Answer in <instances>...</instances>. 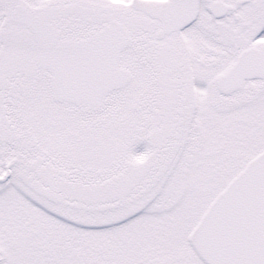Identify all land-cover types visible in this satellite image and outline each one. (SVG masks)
Wrapping results in <instances>:
<instances>
[{
  "label": "snow or ice",
  "instance_id": "1",
  "mask_svg": "<svg viewBox=\"0 0 264 264\" xmlns=\"http://www.w3.org/2000/svg\"><path fill=\"white\" fill-rule=\"evenodd\" d=\"M0 264H264V0H0Z\"/></svg>",
  "mask_w": 264,
  "mask_h": 264
}]
</instances>
